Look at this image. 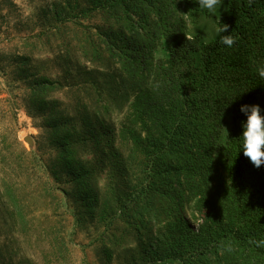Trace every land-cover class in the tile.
I'll use <instances>...</instances> for the list:
<instances>
[{
  "label": "rangeland",
  "instance_id": "obj_1",
  "mask_svg": "<svg viewBox=\"0 0 264 264\" xmlns=\"http://www.w3.org/2000/svg\"><path fill=\"white\" fill-rule=\"evenodd\" d=\"M95 6L0 0V264H156L193 251L198 197L178 192L173 208L146 176L134 94L105 44L120 21Z\"/></svg>",
  "mask_w": 264,
  "mask_h": 264
},
{
  "label": "trees",
  "instance_id": "obj_2",
  "mask_svg": "<svg viewBox=\"0 0 264 264\" xmlns=\"http://www.w3.org/2000/svg\"><path fill=\"white\" fill-rule=\"evenodd\" d=\"M92 3L120 21L105 44L134 94L131 108L154 170L146 176L173 208L178 192L198 197L201 224L186 230L192 253L156 264H264V165L243 155L247 117L240 111L259 105L264 115V79L256 71L264 64V0H222L215 12L197 0ZM202 21L214 28L208 39ZM221 23L229 25L222 35L236 37L231 48L220 43Z\"/></svg>",
  "mask_w": 264,
  "mask_h": 264
},
{
  "label": "clouds",
  "instance_id": "obj_3",
  "mask_svg": "<svg viewBox=\"0 0 264 264\" xmlns=\"http://www.w3.org/2000/svg\"><path fill=\"white\" fill-rule=\"evenodd\" d=\"M197 2L199 7L207 9L209 12H215L217 7L221 6L222 0H197ZM228 29L229 25L221 23L216 32L220 37V43L231 48L236 44V37L231 32L222 35V33L228 32ZM256 71L258 76L264 79V64L257 67ZM240 111L247 117L241 133L243 155L254 167L259 168L264 165V115L261 114L259 105H241Z\"/></svg>",
  "mask_w": 264,
  "mask_h": 264
},
{
  "label": "water",
  "instance_id": "obj_4",
  "mask_svg": "<svg viewBox=\"0 0 264 264\" xmlns=\"http://www.w3.org/2000/svg\"><path fill=\"white\" fill-rule=\"evenodd\" d=\"M25 142H26L29 146H32V140H31L29 137L25 138Z\"/></svg>",
  "mask_w": 264,
  "mask_h": 264
}]
</instances>
